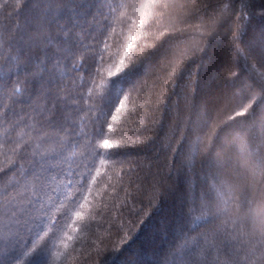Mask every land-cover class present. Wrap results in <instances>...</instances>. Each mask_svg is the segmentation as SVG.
I'll list each match as a JSON object with an SVG mask.
<instances>
[{
  "label": "snow or ice",
  "instance_id": "snow-or-ice-1",
  "mask_svg": "<svg viewBox=\"0 0 264 264\" xmlns=\"http://www.w3.org/2000/svg\"><path fill=\"white\" fill-rule=\"evenodd\" d=\"M196 3L29 0L26 22L0 33V181L8 177L0 184V264H66L72 259L75 234L87 226L89 197L103 194L93 187L100 183L97 160L102 167L133 155L129 148L154 143L145 136L149 129L143 117L135 128L121 129L114 122L132 93L139 94V76L175 37L153 51L141 49L143 59L136 61L134 39L139 37L134 33L146 32L166 16L186 22L198 11ZM249 8L247 0H240V15L233 21L225 2L219 20L212 18L229 25L232 56L213 70L218 83L209 95L217 104L228 102L233 135L224 143L217 136L210 144L196 136L189 144L185 167L194 172L198 164H207L206 190L197 194L189 181L187 231L182 225L176 233L180 242L169 245L157 264H264V29L250 37L246 27L247 16H264V7ZM191 64L204 67L202 58L186 63L181 79L195 74ZM212 111L189 121V135L208 126ZM172 190L164 188L160 197ZM49 233L58 240L51 256ZM45 237L49 240L42 244ZM122 239L125 245L132 241L130 235Z\"/></svg>",
  "mask_w": 264,
  "mask_h": 264
},
{
  "label": "trees",
  "instance_id": "trees-1",
  "mask_svg": "<svg viewBox=\"0 0 264 264\" xmlns=\"http://www.w3.org/2000/svg\"><path fill=\"white\" fill-rule=\"evenodd\" d=\"M28 2L21 0L17 5V0H0V33L6 34L26 22L31 15L30 10L24 7ZM225 2L229 4L234 21L240 15V0H197L193 7L198 11L189 15L186 22L166 16L146 32L134 33V37H139L134 39L137 47L133 51V59L136 61L143 59L141 49L145 53L153 51L169 36L175 37L139 76V94L132 93V98L125 101L114 122V127L135 128L137 121L143 117L145 127L149 129L145 136L152 137L154 143L147 148L141 146L142 151L141 148H129L127 151L133 155L109 160L102 167L97 160L96 167L101 168V176L97 178L100 183L93 187L101 189L103 194L89 197L91 205L85 210L84 221L87 226L75 234L78 237L75 250L66 264H157L169 245L180 242L176 233L182 225L187 231L189 181L194 182L199 194L206 190L204 177L208 172L207 164H198L194 172L185 167L189 144L196 136H200L205 144L216 142L217 136L220 143H224L233 135L230 125L235 123L228 121V116L234 115L227 107L228 102L222 100L217 104L216 98L209 95L218 83L212 79L213 70L232 56L229 51V25L221 26L219 22L213 23L212 19L217 17L219 20ZM247 3L250 5L248 12L264 7V0H247ZM246 19L250 37L264 29V16L249 15ZM116 30L119 32L120 27L117 26ZM112 51L115 53L117 49ZM201 58L203 68L197 69L196 64H191L190 71L195 74L191 77L184 75L182 79L179 77L186 63L192 60L199 62ZM194 81L199 83L194 84ZM193 105L199 112L194 110ZM115 106H119L118 101ZM165 106L167 110H164ZM213 106L215 111H212ZM232 107L239 110L234 102ZM206 109L212 111L208 126L189 135V121L199 119L200 113ZM112 113L116 114L115 107ZM257 115L262 114L258 111ZM243 119L236 117V120ZM108 121L112 122L111 116ZM185 136H188L187 143L183 141ZM7 179L5 177L0 184L6 183ZM169 186L173 190L161 198L160 192ZM141 220L145 222L143 225ZM128 235L132 241L125 245L122 238ZM49 237L51 256L56 251L58 240L51 233ZM49 237L41 243L48 241Z\"/></svg>",
  "mask_w": 264,
  "mask_h": 264
}]
</instances>
